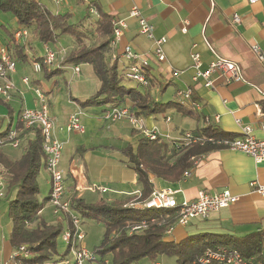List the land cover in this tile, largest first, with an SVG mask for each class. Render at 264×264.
Returning a JSON list of instances; mask_svg holds the SVG:
<instances>
[{"label": "crops", "instance_id": "1", "mask_svg": "<svg viewBox=\"0 0 264 264\" xmlns=\"http://www.w3.org/2000/svg\"><path fill=\"white\" fill-rule=\"evenodd\" d=\"M74 1L78 3L79 0ZM89 1L101 11L112 15L114 20L125 19L126 21V27L122 28L120 39L113 45L114 56L118 57V61L123 60L121 57L123 47L129 45L133 51L142 54L147 60L145 70H148L149 77L154 78L155 86L151 88L154 98L162 103L182 102V104H170L160 116H157L158 112L138 116L142 118L145 127L149 129L156 127L166 135L163 140L168 143V153L172 149L170 139L178 138L186 130L198 132L199 129L208 125L223 133L224 136L221 137L234 138L241 135L240 125L249 124L256 137H263L260 123L264 121V0L255 3H249L247 0ZM132 6H137L142 16L153 25L155 36L166 38L163 44L165 60L158 61L154 57L152 41L139 32L137 20L128 17ZM55 11L60 12L58 9ZM234 15L239 17L238 22L233 21ZM182 27H185L186 31H183ZM252 43L258 46L262 58L251 49ZM59 44L63 46L57 42V48ZM35 46V54L41 56L43 44ZM193 52L199 53L203 68L216 56L228 59L237 66L240 78L225 83L221 72L215 71L212 74L214 88L206 87L201 82H193L191 79L193 69L190 68ZM21 64L24 68L27 65L30 67L27 63ZM83 64L90 66L88 63ZM65 66L59 74L64 71L72 73L70 65ZM182 69L186 71L177 76L172 74L174 70ZM36 74L31 78L30 86L37 85L44 91L50 113L53 93L56 92L54 89L59 82L55 78L57 75L46 78L41 71ZM72 76L79 77L80 69L79 75L72 73ZM43 79L48 82L49 90H44L40 86ZM13 82L12 98L15 94L22 97L20 108L33 106L35 97L30 103L23 98L27 87L21 81L13 80ZM163 84H165L164 89L159 93L158 86ZM169 84L174 85V91L171 95L164 96ZM185 86H191L192 99L196 100L198 107L176 96V89H182ZM90 95H84L81 99L78 96L68 97L67 108L57 111L60 119L54 112L50 114L56 123V136L64 143L60 166L65 174V196L70 201L72 198H82L86 202H94L98 198H104L107 201L122 198L135 200L141 190L136 172L121 152H119L121 155H117L110 151V146L116 148L118 146L116 142L110 144L109 139L114 138L116 141L123 138L128 141L126 145L130 144L134 147L140 132L126 120L112 123L104 121L101 113L110 105H101L98 112L95 107H92L95 109L87 108L88 106L82 107L80 101L87 99ZM130 105L131 102L128 100L122 104L128 107ZM75 112L79 113L81 124L88 126L91 134L101 133L105 141L89 144L91 135L81 136L86 135V131L66 133L60 130L59 127L66 123L69 115ZM96 115L98 117H94ZM216 116L218 120L215 119ZM94 118L97 120L94 121ZM100 121L102 124L99 123ZM68 145L69 147L66 148ZM80 147H86L89 154L88 163L83 162L77 153ZM151 181L154 185L153 189L172 188L177 202L194 199L200 190L214 193L228 189L239 197L235 203L205 218L191 219L186 225L175 222L171 232L165 237L167 240L179 241L187 235L200 233H213L233 239L242 238L256 231L264 233V198L251 187L252 181L264 186V161L256 163L251 156L241 151L214 147L203 153V157L192 167L188 176L182 174L181 179L175 182L151 176ZM45 183L46 194H48V173ZM98 187H105L106 191L102 192L98 190ZM86 191L94 194L90 196V200L86 197L88 195ZM140 202L142 201H131V204L135 206ZM47 210L49 213H46ZM40 215L49 223L62 220L63 228L67 227L65 218L53 214L52 206L48 201L40 211ZM11 252L12 248L7 237L2 236L0 258L8 260ZM259 257L264 259V252L249 256L250 263L259 261Z\"/></svg>", "mask_w": 264, "mask_h": 264}, {"label": "trees", "instance_id": "2", "mask_svg": "<svg viewBox=\"0 0 264 264\" xmlns=\"http://www.w3.org/2000/svg\"><path fill=\"white\" fill-rule=\"evenodd\" d=\"M78 3H83L81 0ZM93 2L84 4V14L73 20L71 11L57 12L48 9L40 0H0V11L9 13L12 22L0 20V45L4 46L10 57L16 62L27 63L41 61V56L34 52L36 44H48L54 49L57 42L64 36L73 41L72 47L66 52L62 65L88 63L95 77L99 80L98 89L87 99L80 101L86 106H122L128 100L129 110L136 116L147 115L150 112L164 111L170 104L182 102H160L151 94L152 77L146 69L149 83L146 86H128L124 76V64H119L118 57H113L115 48L113 39V17L97 8V15L91 20L88 9ZM24 28L27 35L22 40H16L14 33ZM3 35V36H2ZM33 37L27 41L28 36ZM34 42V43H33ZM62 67L48 68L42 64L41 72L46 78L58 75ZM166 84V83H165ZM159 85L158 90L164 89ZM0 106H4L9 114L7 127L0 130V137H5L11 128L18 132L19 145L11 147L5 143L0 147V172L5 181V195L8 205V215L11 228L7 240L12 250L19 245H25L30 252L29 257L21 260L22 264H45L54 259L57 252L56 238L63 229L62 220L49 223L45 221L40 211L48 201V194L41 199L39 195L38 174L45 168V153L42 148V136L38 126L25 128L19 119L22 108L14 117L10 101L0 98ZM0 116V123H1ZM13 121H15L13 125ZM202 135L215 137L224 136L211 125L198 130ZM15 149L17 158L8 154ZM172 148V147H171ZM214 148L210 144L192 145L189 147L172 148L168 153V143L162 138L148 139L142 135L137 139L136 146L130 144L122 147L120 152L127 158L136 172L137 181L141 185L140 194L135 200L129 198L107 201L98 198L94 202H86L82 198H72L70 206L81 219H92L100 223L103 233L100 242L93 249L94 264H134L147 258L151 264L161 263L163 258H175V264H200L198 259L207 247L218 245L238 249L242 255L264 252V233L256 231L242 238L233 239L229 236L213 233L187 235L179 241L165 239L167 229L172 227L177 219L176 208H142L134 206L131 201H144L153 191L151 176L175 182L181 179L185 170L193 167V157ZM14 152V151H11ZM67 226L70 222L64 217ZM145 220L146 226L140 230L131 231L133 224ZM227 239V240H224ZM68 253V245L61 252L60 259ZM106 254L110 260L104 259ZM251 264H264V259Z\"/></svg>", "mask_w": 264, "mask_h": 264}, {"label": "built area", "instance_id": "3", "mask_svg": "<svg viewBox=\"0 0 264 264\" xmlns=\"http://www.w3.org/2000/svg\"><path fill=\"white\" fill-rule=\"evenodd\" d=\"M55 5H60L67 0H50ZM84 4L89 3V0H81ZM249 3H255L259 0H247ZM88 12L90 15H97V9L94 5H90ZM128 17L135 18L138 23V30L152 41V53L158 61L165 60L163 44L166 38L163 36H155L154 27L141 14L137 6H132L129 9ZM233 21L238 22L239 17L233 16ZM126 27L125 19L113 20V39L112 44H116L122 35V28ZM186 31L185 27H182ZM27 30L19 28L14 33L16 40H22L27 35ZM251 49L262 58L258 46L255 43L250 45ZM66 54L65 49L57 50L50 47L48 44H43V54L41 61H31V67L34 72H40L42 64L48 68L53 66L66 67L60 62ZM115 57V56H113ZM122 62L124 64V76L128 80L135 81L140 86H146L149 83L146 75L145 65L146 58L139 54L129 46L125 45L121 51ZM17 62L12 59L6 48L0 45V98L4 101L12 99L14 92V82L11 75L16 71ZM72 73L79 75V64L70 65ZM193 74L191 79L193 82H201L206 87H215L212 74L215 71L221 72L225 83H230L233 80L240 78L237 66L228 59L216 56L209 61L205 68L202 67V60L199 53H191V65ZM186 69L174 70L172 74L177 76ZM21 82L24 85L30 86V79L27 75L21 77ZM31 89L37 99L38 104L34 107H23L19 119L23 122L25 128L38 126L42 136V148L45 153V170L49 176V194L48 202L52 206L53 214L56 216L67 217L70 226L64 227L61 231L62 239L68 245V251L72 256V264H87L95 260L93 252L89 251L84 243L85 233L82 228L81 219L74 209L70 206V199L66 198L65 192V174L60 166L62 157L63 141L56 136V123L49 113L47 97L44 91L37 85H31ZM176 96L182 100L189 101L195 107L199 104L192 99L191 86H185L182 89H176ZM101 118L107 122H116L119 120L128 121L142 136L148 139L164 138L158 128L151 129L144 126L142 118L135 116L127 106H109L102 113ZM218 120V116L215 117ZM168 120V119H167ZM208 122V119H206ZM59 129L66 133L73 131L83 132L84 127L80 122L79 113L75 112L69 115L66 123L60 126ZM260 129L263 137H256L253 134V128L249 124L240 125L241 135L234 138L215 137L212 135H202L198 132L186 130L178 138L170 139L172 148L189 147L195 144L206 145L210 144L217 148H229L241 151L253 158L256 163L264 161V121L260 123ZM8 143L11 147L19 145L18 132L11 128L5 137H0V146ZM203 157V153L193 157V167L197 161ZM191 169L185 170L183 176H188ZM253 191L264 198V186L256 181L251 182ZM98 190L104 192L105 187H98ZM5 193V181L0 176V198ZM175 191L170 187L154 188L150 196L136 206L142 208H176V222L180 225H186L191 219L205 218L211 213L218 211L223 207L235 203L238 200V195L233 194L228 189L219 192L210 193L205 190L197 192L194 199H184L177 202L174 198ZM146 226L145 220L133 224L131 231H136ZM172 227L167 229V234L171 232ZM30 252L25 245H19L10 255L8 260L0 258V264H22L23 258L29 257ZM251 258L245 257L241 252L230 246L218 245L216 247H207L203 255L198 259L200 264H251ZM161 264V263H156Z\"/></svg>", "mask_w": 264, "mask_h": 264}, {"label": "rangeland", "instance_id": "4", "mask_svg": "<svg viewBox=\"0 0 264 264\" xmlns=\"http://www.w3.org/2000/svg\"><path fill=\"white\" fill-rule=\"evenodd\" d=\"M42 3H44V5L50 9L51 11H55L56 9H58L60 12H64L67 10L72 11L73 16L72 19L75 21L79 18H81L84 14L83 11V4L84 3H76V1L74 0H67L66 2L60 4V5H55L53 4L50 0H40ZM9 15V13H4L0 11V20L2 22H8L11 23L12 20L10 17L5 18V16ZM95 15H91L89 19H93ZM3 36V35H2ZM33 37L31 35L28 36L27 41H32ZM63 46H61L59 44L58 49H65V51L67 52L70 47H72L73 45V41L70 39H67L65 36L63 38H60L59 41ZM34 43V42H33ZM57 49V50H58ZM119 64L122 65V61H119ZM26 68L22 67L21 63H17L16 64V71L11 75V78H13V80L15 81H21L20 78L22 77L23 74H28L27 76L29 77V79L31 80V78L33 77V75H35L37 72H34L32 70V67L30 66H25ZM80 67V76H72V73L70 71H64L61 74H58L55 78L58 79L59 82H57V85L55 86L54 92L53 93V98H52V109L50 110V114L52 115V112H54L58 118L60 119V115H58V110L60 109V111L64 110V107L67 108V101H68V97H72L74 98L75 96H78V98L81 99V97L88 96L90 94H92L93 92L96 91V89L98 88L99 85V80L94 76L90 66H86L83 63H81L79 65ZM24 69V70H23ZM37 75V74H36ZM126 85L128 86H136V82L132 81V80H128L125 81ZM24 85V84H23ZM25 87H27V90H25L24 92V100H26L28 103H30V101H32L33 97H35L33 90L31 89V87L24 85ZM44 90H49V84L46 80H42L41 81V85H40ZM174 91V85L173 84H169L167 87V91L164 93V96H169L173 93ZM13 94V92H12ZM56 96V97H55ZM173 96V95H172ZM22 99L21 96L19 95H14V97L10 100V104L13 107V114L15 117V113L16 111L20 108L21 102L20 101ZM35 99V98H34ZM56 99V100H55ZM36 104H38L37 99H35V104L31 107H34ZM100 106H88L87 108L90 109H95L98 112L100 110ZM69 107V106H68ZM95 107V108H92ZM128 107V106H127ZM164 114L163 111L158 112L157 116H160ZM94 115V114H92ZM0 116H1V123H0V130L4 131L7 127V123H8V117L9 114L7 112V109L4 106H0ZM82 117V115H81ZM94 117H98V115L94 116ZM97 119L94 118V121H96ZM15 121H13V125H14ZM82 123V120H81ZM98 123V122H97ZM100 124H102V121L99 122ZM107 125V124H106ZM84 127V131H86V135H81V136H90L91 138H89V144H91V142H101V140H104V136L101 133H97V134H91L90 129L88 128V126L86 127V125H83ZM141 135V133H140ZM105 141V140H104ZM110 144H114V142H116V145L118 147H124L126 146V143L128 142L125 139H117L115 141L114 138L109 139ZM1 147V146H0ZM69 147L66 146V148ZM113 146H110L109 149L112 153H117V155H121L120 149ZM89 150V149H88ZM14 151V152H11ZM11 151H9L8 155L12 158H17V153L18 151L15 149H11ZM15 151H17V153H15ZM77 153L81 156L82 161L85 163H88V157L89 154L87 153L86 147H80L77 150ZM0 176L3 178V175L0 172ZM46 178H47V173L45 168H41L38 174V183L39 185V195L38 197L41 199L43 196H45L46 194ZM4 180V179H3ZM92 186V185H90ZM6 189V187H5ZM86 197L90 200V196L94 195L93 193H90V191H86ZM5 195V194H4ZM46 213H49V210L46 211ZM11 227V219L8 215V205H7V200L6 198L3 196L0 198V241L2 239V236H8V230ZM82 228L83 231L85 233V237H84V243L87 247V249L89 251H93V249L95 248V246L100 242L101 237H102V233H103V227L100 223L96 222L95 220L92 219H84V222L82 223ZM62 233H60L58 235V237L56 238V246H57V252L54 255V259L58 260L57 262H54L53 260L45 263V264H72L73 260H72V256L70 254V252L68 251V253H66V255L62 258V260L60 259L61 256V252H63L66 248V242L62 239L61 236ZM14 250H12L13 252ZM11 252V253H12ZM9 258V257H8ZM104 259L109 261L110 260V255L106 254L104 256ZM160 262H162V264H175V258L171 257V258H163ZM87 264H94L93 262H88ZM98 264V262H97ZM106 264H110V263H106ZM134 264H151V262L147 259H141L137 262H135Z\"/></svg>", "mask_w": 264, "mask_h": 264}]
</instances>
